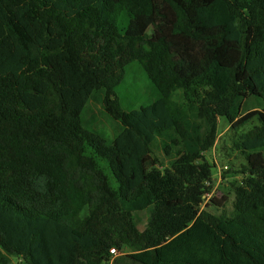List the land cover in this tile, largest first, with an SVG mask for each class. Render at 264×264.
<instances>
[{
  "label": "trees",
  "instance_id": "16d2710c",
  "mask_svg": "<svg viewBox=\"0 0 264 264\" xmlns=\"http://www.w3.org/2000/svg\"><path fill=\"white\" fill-rule=\"evenodd\" d=\"M249 96L259 109L241 115ZM93 99L114 138L87 124ZM220 117L259 122L234 143L230 215L200 210ZM251 142L264 145V0H0V264H112L123 247L113 264H264Z\"/></svg>",
  "mask_w": 264,
  "mask_h": 264
},
{
  "label": "rangeland",
  "instance_id": "374dc122",
  "mask_svg": "<svg viewBox=\"0 0 264 264\" xmlns=\"http://www.w3.org/2000/svg\"><path fill=\"white\" fill-rule=\"evenodd\" d=\"M139 73L140 71L137 68H134L129 74L134 77L139 76L137 78L139 79L141 77ZM128 88L129 82L127 80L126 85L121 88H117L116 91L120 98L122 107L126 110L138 105V101L130 95ZM143 92H145V90H142V93ZM241 102V115L259 109L258 99L253 98L252 96L242 98ZM85 117L87 124L106 138H114L119 131V127L102 113V109L95 99L90 100ZM233 124L234 121L230 122L227 117H220L218 119V134L216 142L210 149L202 154V159L212 166L211 172L213 183L210 190L213 193L211 195V199L215 198L220 200L223 197H226L227 200L224 202L222 207L216 208L211 204V199H209V201L203 202L200 206V210L207 209L217 214L224 213L226 215H230L232 213V189L241 179L239 170L241 165L244 163L241 150L237 149L234 143L238 141L240 135L246 133L253 126L258 125L259 122L257 118L254 117L238 130L233 129ZM118 140L131 147H134L136 142L140 143V141L128 129H125L119 134ZM244 150L249 152L259 150L264 154V145L261 142H251L244 144ZM223 166H226L227 168L224 169L222 168ZM147 216V211L136 214L135 221L139 229L142 230L145 227L147 223ZM131 253V250L127 247H123L120 250L117 249L116 252L111 255L110 263L113 264L115 259L121 256L127 257ZM8 260L9 264H25L23 260L15 255H8Z\"/></svg>",
  "mask_w": 264,
  "mask_h": 264
},
{
  "label": "built area",
  "instance_id": "2783aa9c",
  "mask_svg": "<svg viewBox=\"0 0 264 264\" xmlns=\"http://www.w3.org/2000/svg\"><path fill=\"white\" fill-rule=\"evenodd\" d=\"M222 168H224V169H226L227 167L226 166H223ZM206 185H209V183H206ZM212 191L211 190H209V191H206L204 194H203V202H205V201H209V199H211L212 198ZM203 202H202V204H203ZM201 204V205H202ZM116 252V249L115 248H112V249H110V253L111 254H114Z\"/></svg>",
  "mask_w": 264,
  "mask_h": 264
}]
</instances>
